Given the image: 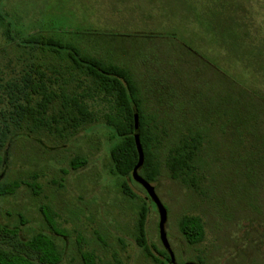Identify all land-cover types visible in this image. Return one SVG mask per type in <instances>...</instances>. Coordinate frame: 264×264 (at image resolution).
<instances>
[{"label": "rangeland", "instance_id": "obj_1", "mask_svg": "<svg viewBox=\"0 0 264 264\" xmlns=\"http://www.w3.org/2000/svg\"><path fill=\"white\" fill-rule=\"evenodd\" d=\"M219 3L224 10L216 7ZM213 9L222 19L210 18ZM229 9L238 18V32L248 31L242 45L226 42L232 45L225 47L223 36L214 43L212 31L207 32L211 25L223 29ZM2 10L24 34L48 31L45 24H53L65 38L111 51L139 81L147 110L169 141L189 127L205 132L203 180L196 190L173 181L165 168L151 184L167 212L165 231L177 264H264V185L252 184V167L264 158V150L246 106L235 104L243 92L264 107V0H5ZM95 31L123 37L99 41ZM3 32L0 26L4 80L18 81L34 69L57 76L52 71L63 63L51 53L20 47L19 39L9 41ZM218 95L226 100L223 107L215 105ZM90 105L98 119L76 132L64 134L60 125L56 131H17L18 137L0 150V183L32 185L0 197V223L18 226L24 238L54 229L60 235L55 237L59 264H84L87 255L95 264H159L153 249L156 259L144 255L134 232L144 204L148 245L163 249L156 208L132 183L127 185L137 199H128L120 181L108 173L114 140L103 116L109 106L100 100ZM75 157L86 164L72 170ZM184 216L201 219L200 243L189 245L180 233ZM0 247L8 245L0 241Z\"/></svg>", "mask_w": 264, "mask_h": 264}, {"label": "trees", "instance_id": "obj_2", "mask_svg": "<svg viewBox=\"0 0 264 264\" xmlns=\"http://www.w3.org/2000/svg\"><path fill=\"white\" fill-rule=\"evenodd\" d=\"M4 1L0 0V26L4 27L3 34L6 39L12 42L19 39L20 47L27 46L49 52L63 65L59 66V70L52 71L57 75L52 78L34 69L25 72L18 81L8 82L0 72V150L5 149L18 137L17 131L26 130L29 133L45 129L56 131L55 126L60 125L64 134L74 133L98 119L92 112L90 103L100 100L109 106L110 111L103 119L114 140L109 149L108 173L120 181L119 187L128 199L136 200L137 196L130 191L127 184L139 186L131 179L138 159L133 137L135 120L138 123V134L144 155L139 175L153 184L157 182L161 169L165 168L173 181L197 189L203 180L200 151L205 132L201 128L189 127L169 141L167 133L156 125V115L147 110L146 98L139 87V81L127 64L114 58L113 53L107 49L88 47L83 39L78 41L75 38H65V33L53 24H45L48 31L24 34L22 28L15 29L6 19L2 12ZM216 7L225 9L222 3ZM218 9L209 10L212 13L210 18L213 20L222 19L220 12L215 14ZM231 12L233 11L229 9L225 15L222 30L219 31L213 25L207 28L210 35V31L213 33L214 43H219L223 36L225 47L232 45H226V42L242 45L241 43L249 40L248 31L238 32L236 27L238 18H235V12ZM241 27L244 28L246 25L242 23ZM95 33L99 41L117 42L123 37L114 31ZM226 52L231 54V49L227 48ZM244 53L245 56L249 55L248 49ZM224 97L232 99L228 94ZM239 98H242L244 103H241ZM214 102L215 105L222 107L226 105V100L220 95ZM231 102L233 104L234 100ZM4 104L9 107L3 108ZM235 104L246 106L247 114L255 124L264 150V125L260 118L264 117V107L257 104L254 97L243 92H238ZM85 164L83 157H75L71 161V168L77 170ZM252 177L254 186L264 185V158L252 167ZM21 185L32 187L18 180L0 183V197L14 195ZM147 211V207L141 205L134 226L136 243L146 257L156 259L151 253L153 249L160 260L159 264H170L165 250L158 251L154 246L148 245L145 228ZM46 219L48 223L51 222L48 216ZM178 228L189 245L198 244L203 239V224L197 216L182 217L178 222ZM51 231L53 233L38 232L24 238L18 226L7 227L0 223V241L8 245L5 248L0 247V264H59L61 256L55 244V237L60 235L55 233L54 229ZM83 259L84 264H95V259L91 256H84Z\"/></svg>", "mask_w": 264, "mask_h": 264}, {"label": "water", "instance_id": "obj_3", "mask_svg": "<svg viewBox=\"0 0 264 264\" xmlns=\"http://www.w3.org/2000/svg\"><path fill=\"white\" fill-rule=\"evenodd\" d=\"M134 144L137 152V164L134 167L132 173H131V179L141 186V188L145 191L147 198L153 203V205L156 208L157 214H158V224H157V229H158V238L159 241L165 250V252L168 254L169 259L171 264H176L175 263V257L174 254L171 250V247L169 245L168 239H167V234L165 231V224L167 221V212L165 207L162 205L160 202L154 187L145 181L140 175H139V169L143 165L144 162V155L142 151V147L140 144V139H139V134H138V123L137 120L134 121Z\"/></svg>", "mask_w": 264, "mask_h": 264}, {"label": "flooded vegetation", "instance_id": "obj_4", "mask_svg": "<svg viewBox=\"0 0 264 264\" xmlns=\"http://www.w3.org/2000/svg\"><path fill=\"white\" fill-rule=\"evenodd\" d=\"M168 255V254H167ZM169 257V256H168ZM175 257V256H174ZM169 262H170V259H169ZM175 263L177 264V261L175 259ZM171 264V262H170ZM183 264H199L198 262H186V263H183Z\"/></svg>", "mask_w": 264, "mask_h": 264}]
</instances>
